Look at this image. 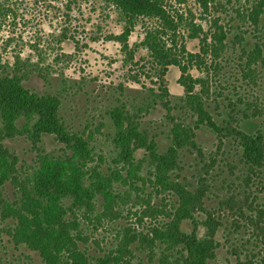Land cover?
<instances>
[{"label":"rangeland","instance_id":"obj_1","mask_svg":"<svg viewBox=\"0 0 264 264\" xmlns=\"http://www.w3.org/2000/svg\"><path fill=\"white\" fill-rule=\"evenodd\" d=\"M227 1L218 0L209 14H203L195 0H188L181 7L175 6L187 18H191V11L195 22L204 24L205 29L216 21L229 32L225 40L228 47L220 59L219 70H210L211 91L215 90L221 97L207 101L206 111L222 124L228 119L229 111L225 96L233 101H237L239 96L248 99L258 112H262V116L244 120L241 127L248 133H255L259 129L264 130V64L261 60L252 64L250 77H254L247 78L242 70L247 73L249 67L237 37L239 34L244 36L241 44L247 51L252 50L258 40L264 44V16H261L258 27L248 18L243 22L234 13L233 0L231 3ZM260 1L264 3V0H251L243 8L248 10ZM66 3L67 0H17L18 18L6 20L0 27L2 62L14 63L15 56L20 54L46 68L47 81L36 74L24 82L25 87L40 94L60 96V116L68 128L86 134L85 137L91 136L93 160L88 167H99L104 179L113 177L115 169L120 172L119 176L115 174L113 177V196L116 199L111 205L97 196L94 212L88 214L89 219L82 215L84 209L78 212L81 229L87 239L85 243L79 242L80 247L91 259L118 256L121 259L118 264H175L178 249H168L169 244L164 241L152 245L136 240L129 245L126 254H119L125 238H131L133 234L150 235L153 228L169 222L168 216L177 207L178 199L174 193L163 192L156 185L154 169L145 159L143 150L137 152L135 169L129 173L122 164L114 162L120 148L113 142L115 126L108 111L123 106L131 114H136L140 129L155 139L158 152L165 153L171 145L174 123L180 121L193 127L198 117L184 101V89L178 84L180 71L177 67L170 68V95L161 97L158 87L146 76L153 73L149 72L147 51L138 47L144 36V27L151 26L150 21H139L129 38L130 47L126 48L118 40L111 39V36L120 34L123 27L117 14L103 2L80 1L79 6H74L70 20L64 15ZM64 28L79 40L78 48L72 40L59 41ZM182 33L186 38L187 31L181 29ZM9 39L12 41L6 44ZM184 41L179 39V43ZM184 43L188 50L197 51L198 40ZM33 46H37L41 56ZM191 72L197 77L202 75L197 70ZM23 123L21 121L19 125ZM195 135L203 155L191 147L182 149L179 168L171 177L178 178L192 190L205 191L202 209L195 217L200 239L207 236L204 224L207 216L222 223L215 236L220 244L216 258L209 264H239L249 260L251 253L262 256L263 245L256 238V230L250 221V217L255 219V216L248 205L254 198L256 203L264 205V177L246 182L249 172L241 161L242 151L237 142L226 139L219 149L216 134L206 125L195 129ZM4 144L20 158L19 166L24 172L30 173L37 166V151L28 139L17 137L5 140ZM41 147L51 157L64 151V145L53 135H44ZM213 159L215 162H211ZM211 163L213 167H210ZM4 196L11 200L14 198L10 184L5 185ZM108 206L110 209L106 208ZM12 226V220H0V264H43L37 252L12 242L8 233ZM193 229L192 221L183 222L182 231L191 233Z\"/></svg>","mask_w":264,"mask_h":264},{"label":"trees","instance_id":"obj_2","mask_svg":"<svg viewBox=\"0 0 264 264\" xmlns=\"http://www.w3.org/2000/svg\"><path fill=\"white\" fill-rule=\"evenodd\" d=\"M80 1L82 0H67L65 7L68 12H64L69 18L67 20L72 18L74 6H79ZM99 1L117 14L123 29L120 34L111 36V39L118 40L126 48L130 47L129 38L139 21L151 22V26L144 27V36L138 45L147 51L149 72H153L146 76L158 87L159 95L167 98L170 95L168 74L171 67H177L180 71L178 84L184 89L186 106L198 116L193 127L180 121L175 122L171 129V145L165 153H160L155 139L140 129L136 114H131L123 106L108 111L115 126L113 142L120 148L114 162L122 164L129 173L135 169L137 152L143 150L146 153L145 159L147 158L154 169L156 185L163 192L174 193L178 199L177 207L168 216L169 222L153 228L150 235L133 234L131 238H125L126 242L123 241L119 254H126L129 245L136 240L152 245L157 241H164L169 244L168 249H178L175 264H209L210 260L216 258L220 244L216 242L215 236L222 223L207 216L204 221L207 236L204 239L197 236L198 223L195 217L197 211L202 209L206 194L202 189L192 190L179 182L178 178L171 177L179 168L180 151L191 147L199 155H203L196 142L195 129L206 125L216 134L219 149L229 138L239 144L242 151L241 161L249 172L247 183L252 178L262 180L264 177V130L248 133L241 127L244 120L261 117L262 112L255 109L253 102L240 96L237 101L225 96L229 111L228 119L222 124L206 111L207 101L221 97L215 90L211 91L210 70H219L220 59L228 47L225 40L229 32L216 21L210 28L205 29L204 24L195 22L191 11V18L185 17L178 8L188 0ZM217 1L195 0L203 14H209ZM233 2L236 16L243 22H247L245 20L248 18L258 27L261 16H264V3L260 1L247 10L243 5L250 4L251 0ZM16 5L17 0H0V27L6 20L18 18ZM203 19L202 17L201 20ZM181 29L187 31L186 38L181 34ZM68 32L69 29L64 28L59 41L63 43L65 40H72L78 48L79 40ZM239 35L237 39L242 53L246 55V66L249 67L247 73L244 69L242 71L251 79L254 77H250L251 65L259 60L264 64V44L258 40L254 48L247 51L241 44L244 36ZM180 38L185 39L184 42L198 40L197 51L188 50L184 42L179 43ZM8 41L6 44L12 39ZM33 47L41 56L37 46ZM62 55L66 56L65 53ZM40 66L32 63L30 58L24 59L20 54L15 56L14 63L2 62L0 54V220H12L13 226L8 229L12 242L16 246L26 245L37 252L43 264H118L121 261L118 256L105 255L91 259L80 247L79 242L85 243L87 239L82 232L78 212L84 209L82 215L89 219L88 214L94 212L97 196H101L105 203L111 205L116 199L113 196V177L115 174L119 176L120 172L115 169L112 172L113 177L104 179L99 167H88V163L93 160L91 136L85 137L86 134L68 128L60 116V96L40 94L25 87L24 82L36 74L47 81V69ZM192 70H197L202 75L197 77ZM164 104L167 105L165 102ZM21 121L24 123L20 126ZM44 135H53L64 145L61 155L51 157L42 149ZM17 137L28 139L37 151L39 162L30 173L22 170L19 166L20 158L4 144L5 140ZM210 167H213L212 163ZM6 184L14 189L12 200L4 196ZM106 208L110 209L109 206ZM248 208L255 216V219L250 217V221L264 252V205L256 203L254 198ZM189 220L193 222L194 229L191 233H186L182 231V224ZM239 264H264V254L259 256L258 253H251L249 260Z\"/></svg>","mask_w":264,"mask_h":264}]
</instances>
